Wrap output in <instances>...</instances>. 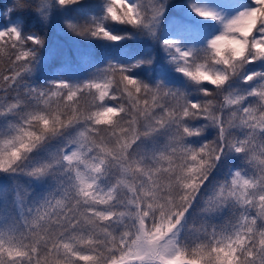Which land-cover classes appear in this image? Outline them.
<instances>
[{
  "label": "snow or ice",
  "instance_id": "6c2138e0",
  "mask_svg": "<svg viewBox=\"0 0 264 264\" xmlns=\"http://www.w3.org/2000/svg\"><path fill=\"white\" fill-rule=\"evenodd\" d=\"M230 7V0L0 6V173L46 182L31 198L24 188L0 201V264H264V71L252 67L264 62V0ZM186 9L219 25L206 49L173 38L174 30L194 40ZM54 20L81 46L44 54ZM138 38L158 44L197 83L226 79L210 74L200 53L228 66L241 61L243 94L225 97L232 118L163 79L140 78L154 55L121 62L108 47L90 46ZM197 118L216 124V139L201 137ZM234 124L245 134L231 136ZM67 129L74 135L58 152L31 155ZM229 151L251 168L219 177Z\"/></svg>",
  "mask_w": 264,
  "mask_h": 264
},
{
  "label": "clouds",
  "instance_id": "9594fccd",
  "mask_svg": "<svg viewBox=\"0 0 264 264\" xmlns=\"http://www.w3.org/2000/svg\"><path fill=\"white\" fill-rule=\"evenodd\" d=\"M14 4H15V0H3V3L0 6H2L3 9L6 10L8 8H12ZM4 19H8V17L5 16ZM207 38L199 42L186 41L184 42V44L190 47H195L198 50L206 49ZM153 44H155V42H153ZM197 58L205 62L206 70L209 71L210 74L225 73L226 79L223 82V84L219 86H215V85H211L210 83H197L191 79H188L183 75V73L177 71L176 64L170 62L166 57V55L164 61L165 64L169 65L173 72L179 74V76L182 77L183 82L178 85H174L166 81L165 82L176 88L181 89L185 93L186 98L188 99L198 98V102L201 105H204L206 102L211 101L212 108L215 113H222L224 115L225 121L231 119L232 118L231 113L235 111V108L226 102L225 97L233 94H243V87H242V85L244 84L243 76L247 71V67L242 66L241 61H236L231 66L225 65L224 63H220V62H215L212 59L211 55H204L203 53H200ZM260 64H264V62H261ZM257 70H261V69H257ZM204 87H208L210 89V95L204 96L202 94L201 89ZM218 118L219 117L217 116V119ZM192 123L195 126L203 128V131L201 133V137L203 139L205 140L216 139L218 130L216 124L213 121L200 120L197 118L194 119ZM227 131L228 133L231 134V136L239 137L245 134L246 129L240 126L239 124H234L233 126L229 127ZM72 135H74V131L72 129H67L62 135L52 137L50 140H52L53 138H57L59 142L54 148L48 149L46 155L50 153L58 152L60 147L64 145L66 143V140L70 138ZM233 158L236 161L235 166L229 162ZM237 168L247 171L248 169L251 168V165L249 164L248 160L245 157L238 156L237 154L229 151L225 157V164L223 166H218L217 173H219V177H223V175L227 171L229 170L236 171Z\"/></svg>",
  "mask_w": 264,
  "mask_h": 264
},
{
  "label": "trees",
  "instance_id": "16d2710c",
  "mask_svg": "<svg viewBox=\"0 0 264 264\" xmlns=\"http://www.w3.org/2000/svg\"><path fill=\"white\" fill-rule=\"evenodd\" d=\"M32 3H38L39 0H30ZM3 0H0V5H2ZM32 27H37L39 28L40 26L36 24L35 21H33V24L31 25ZM124 30V29H120ZM43 34L46 35V47L44 48L43 52L44 54H47L50 50H55L57 53H63L65 51H70L74 48L80 47L82 42L79 40L77 37H73L66 33L65 31L62 30V28L59 25V21L56 20L52 25L48 27L46 32ZM61 38V43L63 44H56L55 38ZM76 40V41H75ZM93 47H100V46H105L108 47L110 50H112L114 54V58L120 60L121 62H129L135 57L138 56H145V55H154V60L151 65H142L139 70H137V75L145 80L151 81L153 79L159 78L163 79L164 81L178 85L183 82L182 77H176V78H171L169 80H165L162 76H160L161 72L163 69H165L164 64L162 61H160V55L158 54V51L153 44L152 41L146 39V38H138V39H125L123 41L117 42L115 44H109V45H102V42H94L92 45ZM145 49H151V52H146ZM42 77L47 78L50 77V72L45 71L44 73L41 74ZM5 126V122L3 118H0V131L3 130V127ZM57 138H53L50 141H47L45 145L34 152L33 156H45L46 152L50 148H54L57 143H58ZM233 165H235L236 161L235 159H231L229 161ZM219 176V173L216 174ZM20 177H26L27 176L19 173ZM22 179V178H21ZM31 184V183H30ZM14 184L12 185V188H14ZM24 188H27L30 190V198L32 196H35L36 194L44 191L46 189V182H39L38 185H31V186H23V184H18L16 189L23 190ZM15 189V190H16ZM14 190V191H15Z\"/></svg>",
  "mask_w": 264,
  "mask_h": 264
},
{
  "label": "rangeland",
  "instance_id": "374dc122",
  "mask_svg": "<svg viewBox=\"0 0 264 264\" xmlns=\"http://www.w3.org/2000/svg\"><path fill=\"white\" fill-rule=\"evenodd\" d=\"M175 3H180L181 0H174ZM204 2L210 3V4H217L221 5L224 3V0H204ZM246 2V0H230L231 7L229 8V11L234 10L235 8H238L239 6L243 5ZM179 12V9L173 8L171 10V13H177ZM187 13L184 16V19L191 25L195 26V32L192 34L194 36L193 39H185L182 38L178 33H176L174 30L172 32L173 38L180 39L182 43L184 42H199L203 39L210 37L211 35L215 34L216 31L219 30V25L214 21H204L202 18L195 17L194 14L190 12V10H185ZM170 13V14H171ZM55 20L53 21V23ZM52 23V24H53ZM162 30L167 31L168 30V21H162ZM76 41V40H75ZM61 38H55L56 44H60ZM63 44V43H61ZM158 54L160 55V61L165 66V69L162 70L160 76H162L165 80H169L171 78L180 77L179 74L173 72L169 65L165 64V54L162 52L158 44H154ZM255 69H261L264 70V64L257 63L252 66ZM22 178V179H21ZM23 184V186L27 187L38 185L39 181L31 180L29 177H20L19 173H0V201L10 200L12 192L16 189L18 184ZM31 183V184H30ZM14 184V188H12V185ZM17 190V189H16Z\"/></svg>",
  "mask_w": 264,
  "mask_h": 264
}]
</instances>
